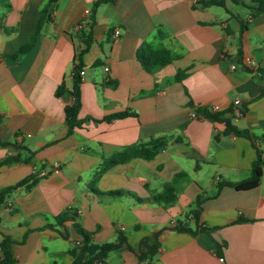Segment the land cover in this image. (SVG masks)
<instances>
[{
  "label": "crops",
  "instance_id": "obj_1",
  "mask_svg": "<svg viewBox=\"0 0 264 264\" xmlns=\"http://www.w3.org/2000/svg\"><path fill=\"white\" fill-rule=\"evenodd\" d=\"M236 1L106 0L95 7L96 0H56L32 46L19 52L48 0H0V140L11 143H0V162L17 158L0 164V190L36 177L30 188L2 193L0 242L12 240L14 264H70L69 251L82 239L74 224L97 243L120 232L132 248L96 264H264V167L253 189L217 187L247 178L257 158L249 139L224 134L223 121L256 136L264 152V11L252 16L250 0ZM84 17L90 43L79 75L82 122L67 134L64 110L74 100L72 72L83 39L77 24ZM145 43L167 50L170 62L146 71L136 58ZM248 57L252 69L242 64ZM178 70H186L180 81ZM212 105L219 121L190 116ZM121 111L131 114L103 120ZM155 139L163 145L153 159L98 173L104 158ZM167 182L175 200L154 201ZM119 189L128 194H106ZM198 197L200 224L216 229L173 230ZM63 212L75 214L55 224ZM154 232L156 253L138 259L140 240L153 242Z\"/></svg>",
  "mask_w": 264,
  "mask_h": 264
},
{
  "label": "trees",
  "instance_id": "obj_2",
  "mask_svg": "<svg viewBox=\"0 0 264 264\" xmlns=\"http://www.w3.org/2000/svg\"><path fill=\"white\" fill-rule=\"evenodd\" d=\"M56 0H48V3L46 6L42 9L40 12V18L38 19V22L36 24L35 31L32 35L31 41L27 43L25 46L19 49V52H22L32 46L36 35L39 33L40 24L42 22V19H49V13L53 9L54 3ZM106 0H96L94 6H98L100 3L104 2ZM234 2H237L236 0H233ZM200 3L204 5H219L224 6V0H200ZM251 15H257L260 12L264 11V0H250V5H248ZM241 25V29L246 28V23L244 20H242L239 17H236ZM83 39H82V47L78 49V52L76 53V61L77 63L74 66L73 72H72V87L70 90L71 95L73 96L74 100L73 102L65 107V120L67 123V134H70L73 129L80 125L82 120L78 117V112L80 110L81 102H80V76H79V70L82 65V55L87 50L89 43H90V32L89 29L86 31L81 32ZM240 56V54H239ZM136 58L141 64V66L146 71H152L154 68L163 66L170 62L171 56L168 53L167 50L160 48V49H153L149 44L145 43L138 47L136 51ZM262 73H264V69H260ZM186 76V70H178L177 74L175 76V79L177 81H180L183 77ZM64 92V86L61 84L57 87L56 93L58 95H61ZM260 96H264V90L260 92ZM196 112H201L206 118L213 119L215 121H219L218 113L211 112L208 108H196ZM243 110L241 109V112ZM131 113L127 111H121L109 114L105 117H103V120L109 121L111 119L115 118H121L130 115ZM224 122V134H234L237 136H243L249 139L252 143V145L255 146L257 151V158L253 161L250 169V173L247 178L242 179L237 182H231V181H221L217 184L218 190L223 186H231L236 190H249L253 189L258 186L260 179L262 177V170L264 167V159L261 156V150L255 145V141L257 140V137L251 134L250 132L246 130H238L235 127L231 126L229 122ZM1 144L9 145L11 143L9 142H2L0 140ZM163 145V141L161 139H155L150 140L147 143H138V144H132L123 147L121 150L117 151L116 153L112 154L109 157L104 158L100 171L98 173H101L108 169L109 167L128 162L131 159L134 158H141L144 160H151L154 158V156L157 153V150L160 146ZM17 161V158L15 157H8L5 158L0 162V164H6V163H12ZM182 175H185L184 173ZM36 182V177L29 176L18 183H16L13 186H8L0 190V202L3 201V195L2 193L8 189L14 188L16 186H22L25 185L26 188H30L34 183ZM175 192L176 189L172 183H165L163 185V189L161 192L153 194L151 198L158 202V203H171L175 200ZM106 194L110 195H123L128 194V191L125 190H110L106 192ZM202 200L201 198H196L194 203L191 205L188 212L183 216V218L177 219L174 224L172 225V229L178 232H188L191 235L196 234L198 231H205L207 233L212 232L216 229V227H204L200 224V213L202 210ZM74 212H70L68 215V212H63L55 219V224L60 225L65 220L73 218ZM189 218L193 220V226H190L189 224ZM241 221V219H238L236 222ZM46 226H52L51 224H47ZM75 230L81 235L82 239L78 244H75L70 249V254L72 255L73 259L70 264H96V263H103L104 258L106 255L114 250H118L121 248H126L128 250H132L130 245L127 243L126 239L122 235V233H118L117 238L114 241L109 242H101L97 243L94 242L91 238V234L80 227L78 224H74ZM159 233L154 232L152 234L153 242H149L148 237H143L140 240V245L144 246L145 250L140 251L138 253V259H144L147 255H154L157 251V248L159 246L158 237ZM12 243V240L5 236L1 242H0V251L3 252L2 255H0V264H14L16 262V258L14 257L13 253L11 252L10 245Z\"/></svg>",
  "mask_w": 264,
  "mask_h": 264
},
{
  "label": "built area",
  "instance_id": "obj_3",
  "mask_svg": "<svg viewBox=\"0 0 264 264\" xmlns=\"http://www.w3.org/2000/svg\"><path fill=\"white\" fill-rule=\"evenodd\" d=\"M84 14L87 16L90 14V11L88 9H85L84 10ZM88 20L84 17L78 24H77V28L79 30H82L86 27V25L88 24ZM119 34V30L116 29L114 30L113 32V36H117ZM242 64L245 68H254L255 65H254V60L251 58V57H248V58H244L242 59ZM233 69L235 68V65H232L231 66ZM107 69V68H105ZM83 74V70H79V75L81 76ZM234 105L236 106H240V101L238 99H236L234 101ZM211 112H216L217 111V106H210L208 108ZM190 116L193 117V118H205V116L203 115V113L201 112H196V111H191L190 112ZM261 156L262 158L264 159V152H261ZM58 166V164H54V167L56 168ZM46 174V172L42 171L39 173L40 176H44ZM78 244V243H77ZM220 261H222V258H219Z\"/></svg>",
  "mask_w": 264,
  "mask_h": 264
},
{
  "label": "water",
  "instance_id": "obj_4",
  "mask_svg": "<svg viewBox=\"0 0 264 264\" xmlns=\"http://www.w3.org/2000/svg\"><path fill=\"white\" fill-rule=\"evenodd\" d=\"M256 60H258V58H256Z\"/></svg>",
  "mask_w": 264,
  "mask_h": 264
}]
</instances>
